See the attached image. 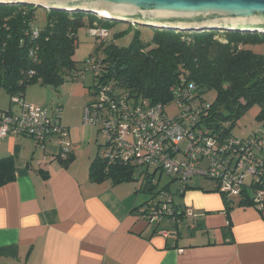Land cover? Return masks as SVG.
Listing matches in <instances>:
<instances>
[{"label":"crops","instance_id":"1","mask_svg":"<svg viewBox=\"0 0 264 264\" xmlns=\"http://www.w3.org/2000/svg\"><path fill=\"white\" fill-rule=\"evenodd\" d=\"M79 80L58 89L39 85L42 91L25 95L30 104L63 108L72 163L59 159L53 142L41 150L32 138L0 139V160L11 158L15 168L14 181L0 188V264H264V210L210 192L216 187L210 181L200 178L211 184L205 186L195 179L189 186L196 188L183 195L173 185L179 214L158 224L141 217L152 198L136 183L91 182L98 155L82 157V142L89 140L83 107L91 93ZM60 89L68 99L53 93ZM187 208L196 216L186 217ZM166 224L170 229L161 228Z\"/></svg>","mask_w":264,"mask_h":264},{"label":"trees","instance_id":"2","mask_svg":"<svg viewBox=\"0 0 264 264\" xmlns=\"http://www.w3.org/2000/svg\"><path fill=\"white\" fill-rule=\"evenodd\" d=\"M35 10L0 6V89L10 97V103L14 96H25L32 85L58 89L79 79L74 55L78 30L86 26L85 17L92 29L109 32L112 26L93 15L48 11V24L39 28L34 26ZM34 30H39L38 37L32 35ZM136 33L126 48L114 45L110 33L104 43L97 39L101 55L97 57L102 60L97 80L101 84L152 105L169 104L175 87L182 82L193 84L199 99L204 93L216 92V101L203 116L212 130L222 128L221 121L231 122L225 132L232 134L234 121L253 106L260 108L258 120L264 122V56L247 49L262 42L264 35L155 30L152 40L144 42L140 32ZM132 174L129 166L108 167L99 156L90 167V180L97 184L107 180L114 184L135 183ZM14 179L12 159L0 160V188Z\"/></svg>","mask_w":264,"mask_h":264},{"label":"built area","instance_id":"3","mask_svg":"<svg viewBox=\"0 0 264 264\" xmlns=\"http://www.w3.org/2000/svg\"><path fill=\"white\" fill-rule=\"evenodd\" d=\"M91 33L101 43L109 38L104 29H92ZM32 35L38 37L39 30ZM101 62L97 56L89 62L94 74L93 95L100 98L83 112V124L98 127L106 139L100 159L108 167L129 166L140 191L148 194L153 193L150 188L158 186L155 185L158 171L170 177L171 182L163 192L141 210L145 221L158 224L166 216L178 215L172 186L179 184L177 193L184 194L198 178L212 181L216 192L224 198L239 197L264 210V134L243 140L225 132L229 124L212 130L203 121L210 105L199 99L193 84L182 82L175 87L169 104L152 105L136 100L97 80ZM11 104L19 105L20 109L0 111V139L32 138L41 150L53 142L60 148V160L73 156L69 129L61 122V106L30 104L22 95L12 97ZM170 104L179 110L174 117L166 111ZM183 214L188 218L196 216L190 208ZM163 235L176 238L177 233L166 231Z\"/></svg>","mask_w":264,"mask_h":264},{"label":"water","instance_id":"4","mask_svg":"<svg viewBox=\"0 0 264 264\" xmlns=\"http://www.w3.org/2000/svg\"><path fill=\"white\" fill-rule=\"evenodd\" d=\"M0 6L81 13L156 31L264 35V0H0Z\"/></svg>","mask_w":264,"mask_h":264},{"label":"rangeland","instance_id":"5","mask_svg":"<svg viewBox=\"0 0 264 264\" xmlns=\"http://www.w3.org/2000/svg\"><path fill=\"white\" fill-rule=\"evenodd\" d=\"M48 11L43 9H36L35 10V20H34V26L39 28H44L48 24V17L47 13ZM85 23L86 26L80 28L78 30L77 36V48L74 55V60L76 62V70L79 71V78L80 83L83 82L84 84L88 85L89 92L91 93L87 99H86V105H84L83 109H85L90 103H93L97 100H99V96H94V74L91 70L90 66V60L93 56L101 57L100 54H98L99 51V42L98 40L92 35L91 33V27L88 24V18L85 17ZM112 23V26L109 29V33L111 35L110 41L114 45H116L119 48H126L129 47L132 43L133 39L136 36V32H140L139 38L144 42H149L152 40L155 30L150 28H144V27H137L133 26L131 24L126 23H116V22H109ZM108 24V22H107ZM123 33L121 37L115 38V35ZM247 49L252 51L253 53L264 56V40L260 43H256L255 45H248ZM71 84V82H67L64 87ZM39 85H32L27 88V91L25 95L28 99L34 96V94L40 91L41 88L38 87ZM61 87V86H60ZM59 87V88H60ZM57 97L59 98H65L68 99V91H59L53 92ZM61 94V95H60ZM59 95V96H58ZM201 100L209 105H213L216 101V92H208L204 93L201 96ZM74 102L78 104L75 100ZM68 107V105H66ZM9 109H12L14 112H18L20 107L19 105H11L10 103V97L0 89V111H8ZM63 110V108H62ZM71 111V108L68 109ZM166 111L168 112L170 117H174L178 112V108L174 106V104H170ZM260 114V108L258 106H253L250 109L246 110L238 119L234 121V126L232 128V135L234 137H237L239 139L246 140L250 137H252L254 134H264V122H261L258 120V116ZM82 124H83V118H82ZM222 126H225L229 124V127L231 126V122H223L220 123ZM85 130L88 131V137L89 140L84 138L82 144L84 145V154L83 158H88L92 152H94V157L99 154H101L104 150V147L102 145L105 144L106 139L102 135V133L99 131L98 127L95 126H85L82 125ZM69 136H70V130H69ZM71 137V136H70ZM71 141V140H70ZM90 141V142H89ZM92 144V145H91ZM185 145H183V148ZM73 148V147H72ZM92 151V152H91ZM206 162L203 163V167H205ZM170 177L164 173L157 172L155 175V185H158L155 187L152 194H148L147 197L149 198H155L158 197L162 192L163 188L169 184ZM212 182V181H211ZM178 183V182H176ZM199 185H205L210 186L211 184H205L206 181H202L200 178L196 179L194 181V184ZM177 186V184H174V188ZM142 199L146 200V197L143 196ZM161 228L163 229H170L169 224L162 225Z\"/></svg>","mask_w":264,"mask_h":264},{"label":"bare ground","instance_id":"6","mask_svg":"<svg viewBox=\"0 0 264 264\" xmlns=\"http://www.w3.org/2000/svg\"><path fill=\"white\" fill-rule=\"evenodd\" d=\"M101 17L108 18V17H106V16H103V15H101Z\"/></svg>","mask_w":264,"mask_h":264}]
</instances>
